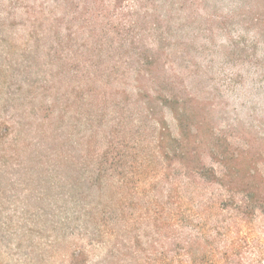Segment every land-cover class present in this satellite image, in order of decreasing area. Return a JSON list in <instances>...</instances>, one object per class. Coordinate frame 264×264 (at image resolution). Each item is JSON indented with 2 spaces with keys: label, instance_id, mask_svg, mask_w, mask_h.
<instances>
[{
  "label": "trees",
  "instance_id": "1",
  "mask_svg": "<svg viewBox=\"0 0 264 264\" xmlns=\"http://www.w3.org/2000/svg\"><path fill=\"white\" fill-rule=\"evenodd\" d=\"M141 1L0 0V264H264V152L211 128ZM249 2L226 42L252 62Z\"/></svg>",
  "mask_w": 264,
  "mask_h": 264
},
{
  "label": "rangeland",
  "instance_id": "2",
  "mask_svg": "<svg viewBox=\"0 0 264 264\" xmlns=\"http://www.w3.org/2000/svg\"><path fill=\"white\" fill-rule=\"evenodd\" d=\"M237 2L245 11L261 12L249 0H142L136 2L137 8L131 3V17H146L142 27L147 33L153 28L169 32L163 45L171 54L168 62L175 63L192 94L207 106L211 128L225 132L239 148L250 144L264 152V38H260L259 58L252 62L227 46L232 23L237 21L227 16ZM253 25L243 23L242 29L252 36L257 31ZM147 33L142 44L157 42ZM255 160L264 172V153ZM167 164L172 165L170 160ZM188 186L211 185L196 179ZM212 188L216 187L205 190L207 195ZM255 219L249 229L264 241V216L257 212Z\"/></svg>",
  "mask_w": 264,
  "mask_h": 264
}]
</instances>
